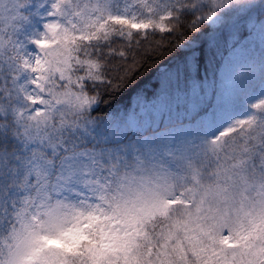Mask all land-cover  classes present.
Wrapping results in <instances>:
<instances>
[{"label":"snow or ice","instance_id":"1","mask_svg":"<svg viewBox=\"0 0 264 264\" xmlns=\"http://www.w3.org/2000/svg\"><path fill=\"white\" fill-rule=\"evenodd\" d=\"M0 264H264V0H0Z\"/></svg>","mask_w":264,"mask_h":264},{"label":"trees","instance_id":"2","mask_svg":"<svg viewBox=\"0 0 264 264\" xmlns=\"http://www.w3.org/2000/svg\"><path fill=\"white\" fill-rule=\"evenodd\" d=\"M158 40L159 35L155 38L150 37V41ZM174 39V37L167 38ZM154 46V44H153ZM147 54L144 56L142 70L133 77L131 84L124 90L118 92H104L103 103L94 115H99L102 119L106 117L108 121H112L119 115H123L126 110L137 105V93L151 94L154 91L153 85L157 83V76L163 68L168 67L173 61L174 53L170 49L160 48L156 52H151L148 42L144 45ZM150 57V58H149Z\"/></svg>","mask_w":264,"mask_h":264},{"label":"rangeland","instance_id":"3","mask_svg":"<svg viewBox=\"0 0 264 264\" xmlns=\"http://www.w3.org/2000/svg\"><path fill=\"white\" fill-rule=\"evenodd\" d=\"M134 103H137V102H134ZM136 105H134V107H135ZM237 111H239V112H243L244 111V106L241 104V105H238V107H237Z\"/></svg>","mask_w":264,"mask_h":264}]
</instances>
